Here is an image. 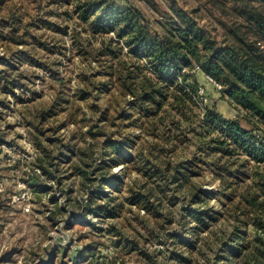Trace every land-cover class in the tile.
I'll return each mask as SVG.
<instances>
[{
  "label": "trees",
  "instance_id": "trees-1",
  "mask_svg": "<svg viewBox=\"0 0 264 264\" xmlns=\"http://www.w3.org/2000/svg\"><path fill=\"white\" fill-rule=\"evenodd\" d=\"M210 2L231 23H219L222 46L183 18L182 27L153 31L135 8L114 0H47L58 11L25 28L13 12L4 15L0 0V41L7 44L0 92H31L38 70L59 82L67 55L69 62L95 61L96 70L79 67L78 90L85 100L99 93L98 136L122 157L102 163L121 168L103 177L100 194H89L87 212L117 221L125 205H135L156 223L176 226L166 236H187L185 259L176 257L183 264H199V257L206 264H264V0ZM75 17L80 32L70 30ZM198 73L214 81L207 80L236 118L226 119L206 98ZM73 145L63 149L70 164L78 155ZM128 168L139 177L129 178ZM206 176L219 181L215 191L203 188ZM215 195L225 199L220 210L209 205ZM102 232L123 239L112 226Z\"/></svg>",
  "mask_w": 264,
  "mask_h": 264
},
{
  "label": "rangeland",
  "instance_id": "rangeland-1",
  "mask_svg": "<svg viewBox=\"0 0 264 264\" xmlns=\"http://www.w3.org/2000/svg\"><path fill=\"white\" fill-rule=\"evenodd\" d=\"M114 1L135 8L153 31L162 32V25L182 27L183 18L219 46L223 45L224 33L219 23L231 24L210 0ZM45 3L47 0H4V15L13 12L22 18L21 26L25 28L32 18H44L45 11H58V6L48 8ZM69 25L70 30L80 32L81 23L76 17ZM81 36L85 34L81 32ZM94 39L97 46L102 38L97 37L96 42ZM6 45L0 41V55ZM69 57L63 59L59 82L38 70L40 78L31 92L20 88L7 95L0 92V101L6 103L0 106V264H183L176 257L182 255L185 259L181 241L187 236L174 240L166 236L178 231L176 226L156 223L135 205H125L117 221L87 212L89 194H100L103 177L121 168L108 170L102 163L122 156L106 148L103 137L98 136L104 123H99L93 99L99 93L85 100L78 90L79 67L85 64L96 70V62L81 58L69 62ZM196 77L206 98L223 117L236 118V111L208 79L201 73ZM238 119L245 129H252L248 119ZM65 145H73L77 151L72 164L65 156ZM128 172L129 178L139 177L130 168ZM202 182L208 191L219 187V181L209 176ZM224 200L215 195L209 205L220 210ZM111 226L121 232L123 239L102 232ZM220 226L216 225L215 230L219 231ZM198 263L206 264L200 257Z\"/></svg>",
  "mask_w": 264,
  "mask_h": 264
},
{
  "label": "built area",
  "instance_id": "built-area-1",
  "mask_svg": "<svg viewBox=\"0 0 264 264\" xmlns=\"http://www.w3.org/2000/svg\"><path fill=\"white\" fill-rule=\"evenodd\" d=\"M208 80H209L210 82L214 83V81H213L212 79L208 78Z\"/></svg>",
  "mask_w": 264,
  "mask_h": 264
}]
</instances>
